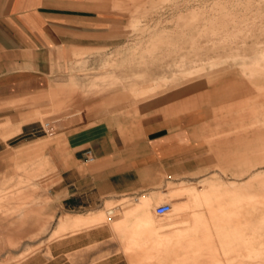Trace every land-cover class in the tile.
<instances>
[{
  "label": "rangeland",
  "instance_id": "1",
  "mask_svg": "<svg viewBox=\"0 0 264 264\" xmlns=\"http://www.w3.org/2000/svg\"><path fill=\"white\" fill-rule=\"evenodd\" d=\"M82 10L89 20L100 18L101 26L80 44L56 51L65 66L52 86L71 75L80 82L94 78L106 60V70H118L121 80L136 85L138 99L163 105L134 114L129 102L96 103L82 94L78 106L55 112L56 97L41 92L40 107L24 110L41 113L34 136L2 141L0 263L46 250L63 215L54 186L65 162L64 142L50 140L65 130L100 127L135 138L183 132L196 161L185 165L194 169L187 175L195 181L185 185L201 190L199 199L141 204L137 212L147 222L122 221L127 229L149 225L138 232L137 264H264V0H119V8ZM78 50L83 52L74 57ZM6 125L14 123L5 119L0 133ZM112 202L101 221L114 223L133 204ZM163 203L173 211L156 217L153 210ZM103 244L116 242L111 236Z\"/></svg>",
  "mask_w": 264,
  "mask_h": 264
},
{
  "label": "crops",
  "instance_id": "2",
  "mask_svg": "<svg viewBox=\"0 0 264 264\" xmlns=\"http://www.w3.org/2000/svg\"><path fill=\"white\" fill-rule=\"evenodd\" d=\"M82 8H119V0H0V124L5 119L14 123L0 133V158L6 156L3 142L34 136L32 125L41 113L35 110L24 115V110L40 107L41 92L56 97L55 112L78 106L82 94L96 98V103L125 106L129 102L134 114L163 105L161 100L138 99L136 85L121 80L120 71L106 70V60L94 78L80 82L71 75L67 82L52 86L65 66L64 56L58 57L56 51L80 44L101 26L100 18L89 20ZM82 52L74 51V57ZM155 133L135 138L110 129L82 127L50 140L56 145L64 142L65 162L54 186L59 196L55 203L63 215L49 233L46 250L15 264H137L138 232L149 227L137 228L138 222L148 221L137 206H152L170 197L175 204L185 205L190 198L199 199L201 192L185 185L195 182L187 175L194 169L185 167L189 161L196 163L185 144L188 134ZM87 152L93 157L91 162L86 161ZM119 198L133 204L121 209L115 224L101 221V214ZM122 221L138 222L127 229ZM103 225L108 229H102ZM108 230L116 242L111 246L103 244Z\"/></svg>",
  "mask_w": 264,
  "mask_h": 264
},
{
  "label": "built area",
  "instance_id": "3",
  "mask_svg": "<svg viewBox=\"0 0 264 264\" xmlns=\"http://www.w3.org/2000/svg\"><path fill=\"white\" fill-rule=\"evenodd\" d=\"M48 127V125H46ZM93 160V157L87 152L86 161L91 162ZM154 215L156 217H163L166 214L170 213L171 211V205L168 203H163L154 208Z\"/></svg>",
  "mask_w": 264,
  "mask_h": 264
},
{
  "label": "bare ground",
  "instance_id": "4",
  "mask_svg": "<svg viewBox=\"0 0 264 264\" xmlns=\"http://www.w3.org/2000/svg\"><path fill=\"white\" fill-rule=\"evenodd\" d=\"M47 125V124H46ZM171 205V204H170ZM172 211H173V207H172V205H171V211H170V213H168V214H166L165 216H167V215H170L171 213H172ZM113 214V212H110L109 213V215H112ZM164 217V216H163Z\"/></svg>",
  "mask_w": 264,
  "mask_h": 264
}]
</instances>
